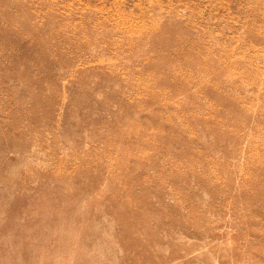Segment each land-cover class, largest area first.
Listing matches in <instances>:
<instances>
[{"label": "rangeland", "instance_id": "obj_1", "mask_svg": "<svg viewBox=\"0 0 264 264\" xmlns=\"http://www.w3.org/2000/svg\"><path fill=\"white\" fill-rule=\"evenodd\" d=\"M0 264H264V0H0Z\"/></svg>", "mask_w": 264, "mask_h": 264}]
</instances>
